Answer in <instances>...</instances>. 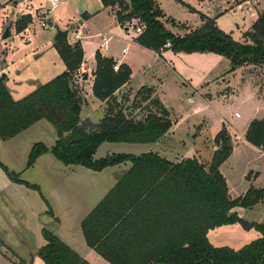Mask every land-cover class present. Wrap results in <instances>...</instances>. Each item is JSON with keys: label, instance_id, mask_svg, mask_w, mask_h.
Instances as JSON below:
<instances>
[{"label": "trees", "instance_id": "trees-1", "mask_svg": "<svg viewBox=\"0 0 264 264\" xmlns=\"http://www.w3.org/2000/svg\"><path fill=\"white\" fill-rule=\"evenodd\" d=\"M101 2L104 8L116 10L120 25L138 21L143 30L136 43L145 49L161 54L170 43L174 53L215 54L230 61L231 72L246 65L264 66V12L244 34L243 42H238L222 31L215 19L204 15L199 28L184 36L174 34L163 22L165 15L156 0ZM26 20L23 16L18 21V32L27 28ZM55 47L65 71L29 96L14 100L6 87L7 77L0 76V139L8 141L46 121L58 140L50 149L43 143L35 144L26 169L49 153L66 166L98 172L131 162V169L83 220L87 246L110 264H264V223L249 222L239 213L260 206L264 189L251 187L242 196L231 197L220 171L232 154L226 129L217 135L222 148L209 166L196 158L172 163L156 154L117 155L95 161L94 155L104 143H157L173 126L170 112L153 96V89L146 87L130 107L124 108L115 94L128 84L132 70L98 52L92 91L106 104L105 115L97 124L83 120L84 98L76 81L85 59L82 45L70 44L64 37ZM143 103H149V108L140 119L135 112L142 110ZM245 138L264 152V118L251 122ZM0 167L12 181L41 193L38 186L19 180L1 162ZM48 213L53 215L51 209ZM235 224L247 231L256 230L260 237L239 250L210 242V231ZM42 236L46 244L37 256L45 264H90L49 229L43 228ZM18 264L28 263L21 260Z\"/></svg>", "mask_w": 264, "mask_h": 264}, {"label": "rangeland", "instance_id": "rangeland-1", "mask_svg": "<svg viewBox=\"0 0 264 264\" xmlns=\"http://www.w3.org/2000/svg\"><path fill=\"white\" fill-rule=\"evenodd\" d=\"M243 1L159 0L161 9L171 19V21H167L169 24L167 29L174 34L182 36L184 31L195 30L197 26L201 25V15H204L215 19L217 26L238 42H243L244 34L251 29L257 13L255 6L245 4ZM86 4L85 0H71L69 4L62 2L53 7L49 0H0V76L7 77L6 87L14 100H21L29 96L41 85L52 81L65 71V64L55 47L56 25L60 28H64L66 24L76 25L79 22L77 10H82V6ZM29 5L42 11H37L36 19L31 14L23 15L26 17V21H29L28 25H31L22 32H18L17 23L23 17L22 14L28 10ZM258 8H264V0L258 1ZM12 20L15 21L12 36L5 40L3 33ZM41 23H47L50 29H43ZM131 24L124 26L132 28ZM96 25L109 27L108 31L111 34L113 32L124 33L120 28H115L116 22L109 13L100 14L95 20L94 26L83 35L82 40L85 43L87 56H90L95 48L102 44L101 39L95 36ZM133 28L137 33H140L138 27ZM69 29L73 30L74 27ZM73 32L70 33L69 38ZM133 35L134 33L131 32V38ZM67 41L74 44L78 39L76 38L75 42ZM109 47L113 56L130 63L135 83L151 78L150 74L164 82L161 96L164 97L168 109L172 111L174 129L173 133L168 132L166 140L153 145L105 143V146L97 154L98 158L105 154L140 155L158 151L175 161L196 158L204 164L211 162L215 153L222 148L216 141L217 135L222 129H226L231 139L230 147L233 152L236 143L241 140L245 132L247 123L264 118V66L246 65L239 68L242 71L240 70L241 74L238 73L237 77L242 76L235 82L230 76L233 72H228L227 61L229 60L220 56L216 57H220L221 60L214 63L209 58H205L206 56H188L184 53L181 54L179 60L169 57L168 62L171 63L172 68L177 70L176 73L161 60H155L151 53L137 47L132 39L124 42L112 38ZM124 47H128L126 54L122 53ZM166 59L167 57H162V60L166 61ZM88 68H85V72H78L76 75L78 88L84 98L83 109L85 111L90 107L85 96L90 86ZM227 72L230 74L228 75ZM143 73H147L146 77ZM86 75H88L87 80L85 79ZM220 75H223L224 79L230 83H225L226 90L223 91L221 97L219 95L215 102L212 101L210 108L199 99L192 87H195V83L198 81L208 83L213 77ZM229 87L232 89H228ZM209 88L214 89V85L210 84ZM119 91L115 94L116 99L122 101L124 108L130 107L133 99L139 93L135 89L128 88L125 91ZM230 91H234V95ZM226 93H230L229 97L225 95ZM127 99L129 102H126ZM243 100L245 101L241 104ZM141 107L142 110L135 112V116L144 119L146 115L144 110L149 108V103H143ZM236 113H239L242 119L234 118L232 121L231 116L234 117ZM229 123H232L231 128ZM203 127L204 129L201 130ZM55 137L56 131L53 126L46 121H41V124L32 126L15 138L8 141L0 139V162L10 173L18 175L19 180L26 183L42 184V194L58 212H61L60 210H63L61 209L62 199L55 194L69 189L72 194V202L82 203L85 197L80 193L82 188L80 182H71L69 177L58 178L54 172L51 177L47 175L42 177L40 166L26 170L31 148L37 143H43L50 147L54 143ZM46 156L50 157L51 155ZM254 157V154H245L241 150L231 155L222 164L221 171L227 180L232 198H238L246 192L249 187L246 176L249 171L253 170L248 176L250 179L258 171L257 167H260V172L262 170L259 185L264 187V160H257L254 164L252 163L256 159ZM56 163L62 165L57 160ZM110 173L103 185L110 184ZM42 194L28 188L25 184L12 181L0 167V264H18L21 260L28 264H45L35 253L39 241L44 240L41 233L42 228H47L59 235L60 225H57L58 222L53 223V217L46 214L48 206L45 204ZM93 196L94 193L90 198ZM65 213L68 215L66 211ZM239 213L243 219L249 222L264 223V202L256 208L239 211ZM62 217L65 218L62 233H67L71 239L78 237L79 240H82L83 235L79 225L70 223V218L68 220L63 213ZM208 237L216 247H230L239 250L259 238L260 233L256 230L247 231L241 225L235 224L216 228L210 231ZM80 254L85 257L83 253ZM102 264L109 263L102 260Z\"/></svg>", "mask_w": 264, "mask_h": 264}, {"label": "crops", "instance_id": "crops-1", "mask_svg": "<svg viewBox=\"0 0 264 264\" xmlns=\"http://www.w3.org/2000/svg\"><path fill=\"white\" fill-rule=\"evenodd\" d=\"M70 1L71 0H63L62 2L69 4ZM85 1L87 2V4L82 6L83 9L82 10H77L79 22L76 25L74 24L75 26L74 25L72 26L70 24H66L65 27L62 28V29H69L70 27H74L73 30L69 29L70 32H69V34L67 35L66 38H67V40H72L73 42H75L76 38H77L78 39L77 42H80L81 45H82L85 59H84V63L82 64V66H81V68H80V70L78 72L79 73L85 72L84 71L85 68L89 67L88 70H89V73H90V81H89L90 82V86H89V90L86 91V95H85L86 98L88 99L90 107L88 109H86V111L83 109V111H82V119L90 121V123L97 124L104 118L106 104L104 102H101L100 100H98L94 96L93 91H92L93 82H94V73H95V70H96V59H95L96 52L97 51L98 52H100V51L103 52L104 51L103 53L101 52V54L103 56L114 59L119 65L126 64V65H128L130 67V63L129 62H127L126 60H123L122 58H117V57L113 56L110 53L111 49H110V47L108 48V46H109V43L111 42L112 38L113 39L116 38V39L124 41V42L128 41L129 39H132L133 43L137 47H140L141 49H144V50L148 51L149 53H151L154 56L155 60H161L162 62H164V64L166 66H168V68L170 70H173L176 73H177V70L175 68H172L171 67L172 66L171 63L168 62L169 61V57H170V59L179 60V58H180L182 53H174L171 50H166V51L162 52L161 54H159V53H156L154 51H151V50L143 48L138 43H136V39L141 33H137L135 31V29L133 28V27L140 28V24L138 23V21H133L132 22V24H131V25H133L132 28L131 27L122 26V25H120L118 23V21L116 19V14H115L116 10L115 9L104 8L101 0H85ZM89 1H90V4L88 5ZM156 1H157V3L160 6L159 0H156ZM49 2H50V0H49ZM254 6H255V8L257 10V13H256V20H257L259 15L264 12V8L263 9H259L258 8V3L255 4ZM27 9L28 10H26L22 14V16L23 15L26 16V15H30L31 14L34 19L37 18V11L41 10V9H37L34 6H31V5H29L27 7ZM104 12L105 13H109L114 18V20L116 22L115 28H120L121 30L124 31V33L120 34V33H117V32H113V34H111L110 31H108L109 27H107L105 25H96L95 28H94V32L96 33L95 36H97V37H99L101 39L102 44L100 45V47L95 48V50L91 53L90 56H87L86 52H85V49H86L85 48V43L82 40L83 37H84L83 36L84 32H87L89 30V28L93 27L95 20L98 18V16L100 14H102ZM41 13H43V12H41ZM84 14L88 15V18H84L83 17ZM164 15H166V16L164 17L163 22L165 23V25L167 27V26H169L167 21L168 20L171 21V19L167 17L166 13H164ZM202 24H203V22L201 21V25ZM14 25H13V27H14ZM29 25H31V24H29ZM29 25L27 26V28L29 27ZM111 26H112V23H111ZM200 26H197V28H199ZM13 27H12V30H13ZM12 30H11V32H12ZM72 31H74L73 35L69 38V35H70V33H72ZM131 32L134 33L133 38H131V36H130ZM188 32H190V31H184L183 32L184 34L182 36H184ZM243 40H244V38L242 39V41ZM127 52H128V47H124L122 49V53L126 54ZM186 55H188V56H193V55L206 56L205 58H209V60H212L213 61L212 63H214L216 61L218 62V60L220 61L221 60L220 57H222V56L216 57L218 55L211 54V53H208V54H206V53L205 54L194 53V54H186ZM162 57H164V58L167 57L166 61L162 60ZM222 58H224V57H222ZM227 62L229 64L228 72H230V69H231L230 68V63H229V61H227ZM65 69H66V67H65ZM153 70L155 71V69H153ZM240 70L241 69H238V70L234 71L232 74L229 73L230 76L233 77V80L235 82H237L238 78H240L242 76L241 75V76L237 77V74L242 71V70L241 71ZM155 72H157V70ZM228 72H227V74H228ZM143 74H145L144 77H146L147 73H143ZM132 76H133V74H132ZM132 76H131V79L128 82V84H126L124 87H122L120 89V91L121 90L125 91L126 88L135 89L136 91H139L143 87H146L147 89H153V91H154L153 96L159 98L160 101L164 104V106L168 109V107H167V105L165 103L164 97L161 96L162 93H163V88H164V82L161 79H157L156 77H154L153 75L150 74L151 78H149L147 80H143L141 82H136L135 83V81H134ZM245 80H247V79H245ZM205 82L206 81H203L201 83L200 81H198V82L195 83V87H192V86L191 87H192V90L198 95L199 99L202 102H204V104H206L208 107L211 108L212 107V103H213L212 101L215 102V100L219 97V95L221 97L223 91L226 90L225 83L228 82L227 84H229L230 82L228 80H225L223 75H220V76H217V77H213L208 83H205ZM210 84L214 85V89H210L209 88ZM228 89H232V88L229 87ZM208 91H210V92H208ZM231 92L234 95V93H233L234 91H230V93ZM230 93H226L225 95H227L229 97ZM244 101L245 100L241 101V104L244 103ZM168 110H169L170 115H171L170 119H171V121L173 123L172 111H170V109H168ZM234 118H236L235 115H234V117L231 116L232 121H234ZM236 119H242V117L241 118H236ZM251 122L247 123L245 132L243 133V135L241 137V140L238 143H236V145L234 147V150H233L231 155H233L235 153H238L241 150L245 154L246 153L247 154L248 153L254 154L255 155L254 158H256V159L253 160L252 163L256 164L257 160L258 161H260L262 159L264 160V152L261 149L253 146L252 144H250V143H248L246 141V138H245L246 137V133H247V130H248L249 125L251 124ZM38 124H41V122H39ZM231 124L229 123L230 128L232 127ZM173 126H174V123H173ZM173 126L170 129L169 133L170 132L173 133V129H174ZM203 129H204V127L201 130H203ZM169 133H167L158 142H161L164 139L166 140V138H168V134ZM57 140H58V137H57V133H56V137L54 138V143L50 147L47 146V148H49V149L52 148L56 144ZM241 142H242V144H240ZM104 144H102L97 149V151H96V153L94 155V160L95 161H98V160H101V159H105V158H108V157L117 156V155H131V156H134V157H139V156H142L144 154H156V155L166 159L169 162H172V163L180 162V161L172 160L168 156L163 154L162 152H158V151L157 152L144 153V154H140V155H136V154H119V153L105 154V156L98 158L97 154H98L99 150H101V148L103 146H105ZM127 144H129V143H127ZM154 144H156V143H154ZM151 145H153V144H151ZM29 154H30V152H29ZM46 155H51L52 157L51 156L49 157V156H46ZM46 155L41 156L37 160L35 165L32 168H30V169H34V168H37L38 166H40L41 167V175H42V177H45L46 175L51 177V175L54 172L55 174L58 175V178H63V177L64 178H68L69 177V180L71 182L79 181L80 185L82 187L80 189V193L82 195H84V197H85V199H83V202L82 203L81 202L80 203L72 202V200H71L72 194H71V191H69V189L66 190V191H63L61 193L57 192L55 195H59V197H61V199H62L61 209H63V210H60L61 212H58V210L53 207L51 202L48 201L46 199V197L42 194V188H43L42 184L38 185V184L30 183V182H27V183H29L30 185H36V186H38L40 188L41 194L45 198V204L48 206V210L46 211V214H48L50 217H53V223L56 224V222H58L57 225H60L59 226V228H60L59 229L60 230L59 231V235L60 236L58 234H55V233L54 234L60 240H62L65 244H67L71 249H73L76 253H78L80 256L82 255L80 253H83L85 255V257H83V256H81V257L84 258L85 260H87L90 264L91 263L92 264H102V260H104V259L102 257H100L94 250L89 248L87 246V244H86V241H85V238H84V235H83V231H82V222L95 209V207L105 198V196L116 186V184L124 177V175L131 169V167H132L131 162H125V163H122L120 165H117V166H114V167H109V168H106V169L98 172V171H94V170L88 169V168H86L84 166H78V167L70 166L69 167V166H66V165H64V164H62L60 162L62 165L65 166V167H63L62 165H58L56 163L57 159L52 154L49 153V154H46ZM28 158H29V155H28ZM210 163L211 162H207V163H204V164L209 166ZM221 167H220V171H221ZM30 169H26V170H30ZM256 169L258 171H256L250 177V179H248V176L251 175V171H253V170L249 171V173L246 176V179H247V181L249 183V187L246 190V192L251 187H254L256 189H264V187L259 185V183L261 182V178H262V170L260 172V167H257ZM109 173H110V176H111V182H110L109 185H103L104 181H106L108 179V174ZM93 193H94L93 198H90V196ZM49 209H51V211L53 212L52 216L48 213ZM65 211L68 213V215L65 213ZM62 213L65 215V217L68 220L70 218V220H69L70 223H72V224L77 223L79 225L80 231H81V233L83 235V239L82 240L81 239L79 240L78 237H77V239H71L67 235V233H65V232L62 233V231L64 230L63 229L64 228L63 220L65 219L64 217H62ZM42 230H43V228H42ZM41 233H42V231H41ZM42 240L39 241V244L37 246V250L35 252L36 254L46 244L45 240H43V241ZM75 240H76V242H74ZM77 246H79V247L77 248Z\"/></svg>", "mask_w": 264, "mask_h": 264}, {"label": "water", "instance_id": "water-1", "mask_svg": "<svg viewBox=\"0 0 264 264\" xmlns=\"http://www.w3.org/2000/svg\"><path fill=\"white\" fill-rule=\"evenodd\" d=\"M14 25V21L12 20L10 22V24L6 27L4 33H3V39H8L12 36V27ZM70 30L69 29H62L59 26L56 25V35L54 38V41L57 43L60 40H62L64 37H67V35L69 34ZM85 79H88V75L85 76ZM221 151V149H219Z\"/></svg>", "mask_w": 264, "mask_h": 264}, {"label": "built area", "instance_id": "built-area-1", "mask_svg": "<svg viewBox=\"0 0 264 264\" xmlns=\"http://www.w3.org/2000/svg\"><path fill=\"white\" fill-rule=\"evenodd\" d=\"M258 1L259 0H244L243 2L245 3V4H248V5H251V6H254L255 4H257L258 3ZM62 2V0H50V3H51V5H53V7H56L59 3H61ZM41 27L43 28V29H45V30H48V29H50V26L47 24V23H41ZM138 29H140L139 31H140V33L142 32V30H143V28H138ZM171 48V44L170 43H167L164 47H163V49H162V52H164V51H166V49H170ZM118 69V67H116V70ZM235 117L236 118H240L241 116H240V114L239 113H236L235 114Z\"/></svg>", "mask_w": 264, "mask_h": 264}]
</instances>
